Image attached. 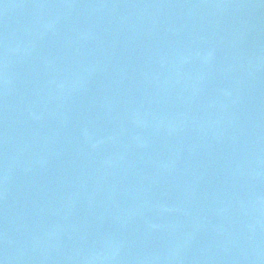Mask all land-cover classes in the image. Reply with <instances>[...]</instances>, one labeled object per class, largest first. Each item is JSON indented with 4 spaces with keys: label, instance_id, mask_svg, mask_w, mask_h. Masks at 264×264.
I'll return each instance as SVG.
<instances>
[{
    "label": "water",
    "instance_id": "obj_1",
    "mask_svg": "<svg viewBox=\"0 0 264 264\" xmlns=\"http://www.w3.org/2000/svg\"><path fill=\"white\" fill-rule=\"evenodd\" d=\"M0 264H264V2L0 0Z\"/></svg>",
    "mask_w": 264,
    "mask_h": 264
},
{
    "label": "snow or ice",
    "instance_id": "obj_2",
    "mask_svg": "<svg viewBox=\"0 0 264 264\" xmlns=\"http://www.w3.org/2000/svg\"><path fill=\"white\" fill-rule=\"evenodd\" d=\"M262 2H264V0H262Z\"/></svg>",
    "mask_w": 264,
    "mask_h": 264
}]
</instances>
